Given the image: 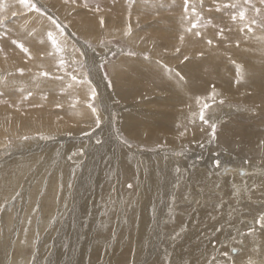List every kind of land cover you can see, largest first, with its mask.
Masks as SVG:
<instances>
[{
    "label": "bare ground",
    "instance_id": "1",
    "mask_svg": "<svg viewBox=\"0 0 264 264\" xmlns=\"http://www.w3.org/2000/svg\"><path fill=\"white\" fill-rule=\"evenodd\" d=\"M133 1L130 3L128 0L127 6L126 4L124 6L127 8L137 6L132 9L143 13L145 11V13H150V16L151 13H161V9L171 11V8H162L158 3L156 5L152 3L149 6L148 2L146 4L141 2V0H136L134 3ZM132 3L136 5H132ZM166 3L169 4V2ZM149 4H151L150 1ZM175 6L179 7V5ZM172 10L177 11L176 8ZM259 13L261 17L257 20L259 24H262L259 27L252 24L250 27H244L243 24L246 23L241 24L237 19L238 23L235 21L237 25H234L237 27L228 28L229 23L224 22L222 18L219 19L216 16L218 14L203 12V16L206 15V18H192L193 22L199 20V27L192 25V21L186 22L180 16L172 18L173 16L168 15L163 16L164 22L160 19H157L156 22L154 21L159 24L158 28L153 27L151 23L142 25L140 20H135L136 23L130 28V24L124 28L109 24L113 30L109 26L106 28V37L122 35L125 39L124 42L133 47L137 54L139 53L136 57L122 54L116 61L108 63L110 89L107 92L108 101L104 109L105 113L109 115L107 127L111 124H109L111 115L114 118V123L111 125L113 129L130 139L137 148L151 147L154 153L136 156L125 152L127 151L125 150L126 146L121 147L119 142V144L114 143L110 148L106 147L103 155H109V164L113 163L111 164L112 173L108 174L107 179H115L116 192L121 191L122 196L127 195L119 201L109 200V202H117L118 204L123 202V205L127 206L125 202L128 199L130 201L135 200V202L137 200L135 203L136 211H132L131 205L128 207L132 211V216L128 215L131 216L127 222L129 227L125 228L122 234L117 230L114 218H105L106 222L103 220L104 232L99 234L101 237L99 240H96L94 236L90 248L93 249L95 247L98 251L94 252V255L89 254L91 256L86 261L82 260L85 264H111L114 261H117L115 264H136L138 252H135V249H143V247L147 249L149 246L148 242L152 239V225L150 222L152 205L159 203L163 195L161 192L166 187L172 189L173 199L175 200L178 193H181V187L184 182L182 181V176L186 177V174H188L192 177L191 172L193 173L194 181L190 188H193L192 190L194 191L199 186L200 191L196 188L198 189L196 194L199 193V195H196L195 198H187V195L183 199L181 197L180 204L187 202L192 205L201 204V206L194 205L193 209V206L185 209L182 207L178 210L181 215H174V228L177 229L175 232L179 233L177 237H180L185 232H187V237L200 234L197 227L191 226L192 228H190L189 226V228H186L185 219L189 215H191L190 218L195 219L194 214L196 212H201V215L205 212H210L207 204L204 207L202 206L205 203V197L208 200V197H212V194L218 191L224 192L225 195L232 192L236 196L234 201L228 198L221 201H225V204H228L227 207H230V204H238L240 210L238 209L239 207H234V209H237L236 211H239L240 214L246 211V215L241 218L242 221L232 225V231H228L229 234L226 238L227 241L234 242L237 239L235 236L243 235L241 238L242 244H236L232 247V253L237 252L235 261L239 264L257 263L262 261V259L258 260L256 257L260 252V257L264 259V220H261L264 217V20H262L264 8ZM138 16H135V18ZM142 22L144 24L143 20ZM168 24L173 25V28L168 27ZM181 25L183 26L182 28L180 27ZM210 25H213L214 31L209 29ZM74 27L76 28V26ZM221 28L227 29L226 33H220ZM152 29L160 30V32ZM78 31L87 36V38L91 35L93 41L97 43L101 40L95 38L97 35L94 31L88 35L87 33L91 32L89 29L86 33L79 27ZM160 33L161 36L157 35ZM27 34L25 33V35ZM223 38L226 39L224 40ZM27 42L29 44L28 40ZM112 48H109L110 53L114 52L115 47ZM24 55L27 57L26 54ZM32 58L31 61L36 59ZM97 62L99 61L97 60ZM97 62L95 61V65H97ZM26 67L28 68V65ZM5 75L6 73L0 75V92L3 91V94L0 95V102L7 98H12L13 94L9 93L12 90L14 92L17 85H35L48 89L61 87L68 89L71 93L73 91V96H75V92L80 94L87 92L84 88H76L68 81L62 80L63 82L59 83L54 80L43 79L34 74L22 77ZM20 88H24V86L17 87L18 92H21L20 94L26 93L24 89L20 90ZM15 93L16 95L19 94L17 90ZM205 104L210 109L214 106L224 107L219 112H215L214 117L212 114L206 117L207 124L200 119L201 112L207 109L203 107ZM90 112L86 109L77 110L76 120L78 123L82 122L83 124L80 123L73 131L71 128L66 127L67 125L53 130L55 134L65 135L63 137L70 133L78 134L76 139L80 140L73 141L74 138H70L72 139L69 140L70 143L62 145L64 151L61 152L60 160L52 163V154L48 150L49 148H45L46 151L43 153H37L38 151H33L36 148L31 146V149L28 146L23 149V142L18 140V145L15 144L17 148L19 147L17 150L13 149L15 147L7 146V142L4 141L6 136H17L18 132L13 128L14 126L12 131L9 132V128H6L9 124V122H6L9 118L8 113L4 110L0 111V264H51L49 260L52 257L48 247L54 244L51 242L45 247L40 239L43 234L42 228L40 229V235H32L34 228L29 226L26 219V216L31 214L25 211L27 206L31 208L32 205L33 212H36L35 210L41 212V208L47 211H54L53 209L57 207L59 201L66 204L67 180H69L68 177L71 175L73 168L76 167L75 164L79 163V160L84 161L83 157L91 153L89 151L94 149L97 152L99 148L103 147L94 143L93 139L99 135V131L98 129H93L90 132L97 122ZM58 123L56 122V124ZM213 123L218 130H215V136L212 140L213 129L210 125ZM18 130L20 129L18 128ZM85 132L86 134H83ZM79 141H82V143ZM62 143H67V139L63 140ZM59 144L54 142L52 146L60 147ZM46 145L48 144L42 145V147ZM49 147L51 148V146ZM57 150H60V148ZM65 157H69V159L66 160ZM63 159L66 160L65 164L61 162ZM195 161H198V163L195 164ZM99 168L101 169V167ZM61 169L64 170V173L62 172L64 177L62 181L59 179ZM175 177H177L178 181ZM40 179H42L41 183H39ZM105 182L108 183L107 180ZM128 185H132V187ZM110 189H114V187L111 186ZM200 195H202L204 200H201ZM14 197L18 200L17 203H13L15 201ZM81 197L77 191L73 195L74 201H78V203L81 201ZM29 198L35 199L38 204H31ZM102 201L106 200L103 199ZM253 204L260 206L255 207ZM121 210L118 208V212ZM234 213L236 216L237 213ZM40 214L42 215V213ZM54 218L50 220L49 224ZM123 218L125 217L123 216ZM187 223H190V221ZM120 225L123 224L120 223ZM245 227L247 229H244ZM100 228L97 229L100 230ZM122 228L118 229L122 230ZM165 228H167V231L170 229V227ZM29 229H31V232ZM91 230L92 228L87 233L91 236L95 235L94 231L90 232ZM175 232L171 231V233ZM116 237L119 238L116 239ZM103 239L106 244L101 242ZM118 239H120L119 243ZM146 239L148 240L145 241ZM119 244H122V246ZM98 245H101L102 248ZM152 249L145 251V258L149 261L154 260L155 264H162L160 262L162 261L161 257H151L155 253ZM138 251L140 254L143 250ZM101 256L106 262H98ZM96 259L98 260L96 261Z\"/></svg>",
    "mask_w": 264,
    "mask_h": 264
},
{
    "label": "rangeland",
    "instance_id": "2",
    "mask_svg": "<svg viewBox=\"0 0 264 264\" xmlns=\"http://www.w3.org/2000/svg\"><path fill=\"white\" fill-rule=\"evenodd\" d=\"M132 1L133 0H129L130 3ZM135 1H133V3ZM149 1L151 2V4H149ZM178 1L174 0L173 2V0H168V1L167 0H164V1L163 0H157V1L156 0H141V2H145L146 4L148 2L149 6L152 5V3L153 5L154 4L156 5L158 3L162 8L163 7H167L169 9L171 8L170 9L171 11H168V10L165 11L166 9H161L162 10L161 13H157V14L151 13V16H150V13H145V11L143 13V12H140L139 10L132 9V8L135 9L137 6L132 7V8L130 7L127 8L126 6L128 3V0L127 1L126 0H0V75L3 73H6V75H9L11 77H22L24 75L34 74L36 76H40L43 79L54 80L59 83L63 81H68L72 85H74L76 88L77 87L84 88L87 91L83 94L75 92V96H73V91L71 93L69 92L68 89L61 88V87H58V88L53 87L54 89L53 88L48 89L46 87L41 88L35 85H29V86L27 85L18 86L17 85L14 89V92L12 90L9 93V94H13L12 98H7L3 102H0V108H2L0 109V111L4 110L5 112L8 113V117H9L8 120H6V122H9L6 128L7 129L9 128L8 130L10 132L12 131V127L14 126L13 128H15L16 131L18 132L17 136L15 135H12L11 137L6 136L4 140L5 142H7L6 145L15 147L13 149L17 150L19 148V147L17 148V145L19 143L18 141H20V142H23V145H24L23 149L24 148L26 149V146H28V148L30 149L31 147L36 148V150L33 149V151L35 152L38 151L37 153H40V152L43 153L44 151H46L45 148L46 149L49 148L48 150L52 154L51 155L52 163L53 162L56 163L60 160L59 157L61 158V152L64 151L62 145H65V144L67 145L68 143H70L69 140H72L73 138H74L73 141L74 140L77 141L80 139H76L77 138L76 136H78V134L70 133L68 135L66 134V137H63L65 135L55 134L53 130L60 128L62 126L65 127L67 125L66 127L71 128V130L73 131V129L79 126L80 123L83 124L82 122L78 123V121L76 120L77 110H80V109H86L89 112L91 111L90 112L91 115L94 116L96 120H99V125H100L99 127H97V122H96V126L92 128L90 132L93 129H98L99 135L96 136L97 139L94 137L93 140L95 144H97V140L101 141L97 145L103 146V147L99 148L97 152L94 149L92 151H89L91 153H88L87 156L84 155L85 156L83 157L84 161L79 160V163L75 164L76 167L73 168L71 175H69L68 177L69 180H67L68 192H67L66 204L65 202L64 204L60 203V201L58 200L59 202L58 201L57 202L59 204H57V207L53 209L54 211H47L41 208V212H39L38 210H35L36 212H33V205L31 208H29L28 206L26 208L25 212H29V214H31V215H27L26 219H27V222L29 223V226L31 228H34L32 235L34 234H37V236L40 235L41 233L40 229L42 228L43 234L41 235L42 238L40 239L44 243L45 247L49 245L51 242L54 244L48 247L49 253L51 257L53 258L49 260L51 261V264H81L83 262L82 260L86 261L91 255H94L93 253L98 250L95 247H93V249L95 250L90 249L91 242L93 241L94 236L96 240H99L101 238L99 234L104 232L105 226H103L102 224L105 221V218L107 219L108 217L114 218L115 226L117 230L121 232V234H122V231L125 230V228L129 227L127 222L129 218L132 216L131 212L136 211L135 203L137 202V200L135 202V200L130 201L128 199L127 202H125L127 203V206L125 204L123 205L122 201H121L122 203L120 202L121 204H118L117 202H113V203L109 202V200L119 201L127 195L122 196L121 191L116 192L115 179H111V180L107 179L108 174L112 173L111 164L113 163L109 164L110 163L109 162L110 159L108 160L109 155H103L104 152L106 151V147L110 148L112 145H114V143L116 144L120 143L119 145L121 147L126 146L125 150L127 151L124 150L125 152L130 153V154H135L136 156L138 155L145 156L144 154L147 155V154L154 153V150L151 147H138L137 148L136 145L130 139L120 134L119 131H116L115 129H113L111 125H113L114 123V118L111 115H110V121H109V124L110 123L111 124L108 126L109 127V131H108L107 121H108L109 115L106 114L105 113L106 111L104 110L107 105L106 103L108 101L107 92H108V89H110V83H109L110 77H109V72H108V63L110 64L111 62L116 61L118 57L122 54L133 56V57H136L137 55H139V53L137 54L136 50L133 47L129 46L128 44L124 42L125 40L124 36L119 35L116 37L115 36L106 37L107 35L105 32L107 31L106 28L109 26V24L114 25L116 27H120V28L121 27L124 28L126 25L130 24L129 25V28H130L136 23L137 20H140V24L142 25H147L151 23L153 24V27L158 28L159 24L155 22L157 21V19H160L162 22H164L163 16L169 15V16H173L172 18L174 17L178 18V16H180L181 18H184L186 22L187 21L191 22L192 18H195V19L198 17L206 18V15L203 16V12H204V13H212L215 15L218 14L216 16L219 19L222 18L224 22H227V24L229 23L228 28L237 27L234 25H237L236 23L238 22L241 24L246 23V24H243L244 27H247V26L250 27L251 24L257 27L262 25V24H259V21L257 19L261 17L259 16L260 14L259 12L261 11L262 8H264L263 0H238V1L237 0H188L187 4L185 3V0H178ZM166 2H169V4ZM257 2H258V5H257ZM133 3L132 5H136ZM125 4L126 6H124ZM33 5L35 7L40 8L41 11H35L34 8L32 7ZM175 5H179L181 9L183 8V10H181L178 6L177 8ZM138 7H139V4H138ZM175 8L177 9V11L172 10ZM250 8L254 12H252ZM236 10H238L239 13L240 12L247 13V14L244 13L245 14L243 18L244 20L241 19L239 13L236 12ZM135 16H138L140 19L138 17L135 18ZM76 17L78 18L75 19ZM128 17L130 18V20H128L129 19ZM262 17H263L262 20H264V16ZM142 20L144 21V24ZM92 25H96V26H92ZM192 25L199 27V20H195L194 22L192 21ZM74 26H76V28ZM172 26L173 25L168 24V27L173 28ZM210 26L211 27H209V29H213L214 31V28H212L213 25H210ZM79 27L82 31L86 33L88 32V29H89L91 32H88L87 33L88 35H90L94 31L97 35L95 36V38L96 39L99 38V40L100 39L101 40L98 41L97 43L96 41H93L91 35L89 38H87V36H85L83 33L81 34L78 31ZM180 27L182 28L183 26L181 25ZM96 28H99V29H96ZM109 28L111 27L109 26ZM226 30L227 29L221 28L220 33L222 34L226 33ZM154 31L160 32V30H154ZM25 33L26 34L28 33V34L25 35ZM157 35L161 36V33ZM223 39L225 40L226 38H223ZM27 40L29 41V44ZM20 45H23L24 49ZM25 46L27 47L26 49H25ZM86 46L87 48H85ZM112 47L113 48L115 47L113 50L114 52L110 53L109 48H112ZM128 48L129 49L131 48V49L129 50ZM18 51L20 52V54ZM24 54H26L27 57ZM28 56H30L31 58L34 57L36 59L32 58L34 60L31 61V58ZM48 56L50 59L48 58ZM35 60H38V61H35ZM97 60L99 62H97ZM95 61L97 62L98 67L97 65H95ZM27 65H28V68L26 67ZM21 69L23 70L22 73L20 71ZM45 73H47V75H45ZM104 73H107L106 77ZM101 85L103 88L101 87ZM20 86H24V88H20V90L24 89L25 90L24 92L26 93L20 94L21 92H18L17 87L19 88ZM93 89H95V92H96L94 99H93ZM16 90H17V93H19L17 95L15 93ZM2 94H3V91L0 92V95ZM102 98L103 100H101ZM93 107L96 109L95 113L92 111ZM221 109H224V107L221 108L219 106H214L211 109L207 108L204 111L205 113L203 112L204 118L210 116L211 114L214 117L216 114L215 112H219ZM10 120L11 121L13 120V121L11 122ZM56 122L57 123L59 122V123L56 124ZM70 122H73V123H70ZM48 125L50 126L48 127ZM18 128L20 130H18ZM215 130L217 131L218 128L216 127ZM83 134H86V132ZM213 138L214 136L212 135L211 139L213 140ZM66 139H67V143H62L63 140H66ZM24 141L26 142L24 143ZM82 141H79V142L82 143ZM54 142L60 143L59 144L60 147L52 146V143ZM106 142L108 143L105 144ZM45 144H48V145L42 147V145H45ZM49 146H51V148ZM59 148L60 150H57ZM57 153L59 154L57 155ZM65 158L66 160L69 159V157L68 158L65 157ZM66 160L63 159L61 160V162L65 164ZM198 161H195L194 163L197 164ZM236 162L244 163L241 161H236ZM83 164H84V167H83ZM99 167H101V169ZM62 170L63 169H61L60 171L61 173H59V179H61V181L64 178L63 177L64 170L63 171ZM191 174H192V177L188 174H186V177L182 176V181L184 182H183V186L181 187V193L180 194L178 193L177 198L175 200L173 199L172 189H170V187H166V188H163L161 192L163 195H162V199L160 198L159 203L152 205V213H151L152 217L150 219V222L152 225L151 226L152 227L151 238L153 240L151 239L152 241L150 240L151 242L150 241L148 242L149 246L147 248L148 251L151 250L152 248H153L152 251H155V253L151 257H155V258L161 257L160 259L162 261L160 262H162V264H166V263L168 264L169 263L170 264H199V263L200 264H225V263L226 264H235V263L239 264L237 261H235V258H236L235 256L237 252L232 253V250H233L232 247L236 244H242L241 238L243 237V235L239 234L235 236L237 237V239L234 240V242L227 241L226 238L229 234L228 231H232V228H233L232 225L237 224L238 222H241L242 221L241 218L244 217V215H246L245 214L246 211L240 214L239 211H236L237 209H234V207L236 208L239 207L238 204L236 205L230 204V207H227L228 204H225V201H221V200H226L227 198L234 201V198L236 196L233 195L232 192L229 194L227 193V195H225L224 192L218 191V192H215L216 194L213 193L212 197H208L209 198L208 200H207V197H205V200H204V198H202V195H200L201 200L203 199L205 201V203L202 206L204 207L205 204H207V206H209V209H210L208 211L210 212H205L202 215L200 214L201 212H196L194 214L195 219L190 218L191 215H189L185 219L186 221L185 227L186 228H189V226L190 228L197 227V229L199 228L200 234L196 236L189 235L187 237V232H185L183 234L184 236L180 235V237H177L179 233L175 232L177 231V229L174 228L175 226V223L173 220L174 215H177V216L181 215L178 212V210H180L182 207L185 209L190 206L191 207L193 206L192 207L193 209L194 205L201 206V204L192 205L187 202L186 203L183 202L180 204L181 197L183 199L187 195V198H195L196 195H199V193L196 194V192H198V189L200 188L198 185H197L198 187H196L198 189H196L194 186L195 188L194 191L192 190L193 188H190L192 182L194 181L193 173L191 172ZM175 179L177 180V177H175ZM105 180H107L108 183L105 182ZM41 182H42V179L39 180V183ZM185 182L186 184H184ZM111 186H113L114 189H110ZM76 191L79 196H82L81 201H79V203L78 201L75 202L73 199V195H75ZM15 196L17 197V195ZM103 199L106 201L103 202L102 201ZM14 202L17 203L18 200L15 199L13 203ZM29 202L31 204L33 203L38 204V201L36 203L35 199H32V198H29ZM17 205H20V204H17ZM155 205L157 208L155 207ZM253 205H255V207L260 206L257 204H253ZM132 206L135 208L134 210ZM128 207L132 208V211H130ZM118 208L119 210L123 208V210L118 212ZM238 209L240 210V207ZM231 210L237 213L236 216L233 211L230 213ZM183 212L186 213L184 210ZM40 213H42V215ZM125 215L127 216L131 215V216L127 217ZM123 216L125 218H123ZM52 218L54 219L52 220L51 224H49ZM117 219L123 225H120ZM236 219L237 220L239 219V220L237 221ZM94 221L95 223H93ZM189 221L191 224L187 223ZM162 222L166 226L161 224ZM93 226H95V228H93ZM99 227H101L100 230L97 229ZM120 227L121 228L123 227L124 229L123 228L122 230L118 229ZM165 227H168V228L170 227L169 231H167V228ZM90 228H92L90 232L94 231L95 235L91 236L89 235V233H87V231H89ZM172 228H174L175 230ZM36 229H38V231H36ZM244 229H247V228L245 227ZM29 230L31 232V229ZM171 231L172 232L174 231L175 233H171ZM152 233H153V237H152ZM154 234H155V237H154ZM117 238L119 237H116V239ZM118 240H119L118 241L119 243L120 239ZM147 240L148 239H146L145 241ZM101 242L102 243L105 242L104 239ZM101 245L100 246L98 245V246L102 248ZM119 245L122 246V244H119ZM147 249L143 247V249L139 248V249H135L136 251L134 250L135 252H138L137 260L139 262L137 261L136 264H155L154 260L149 261L148 259L145 258L146 256L145 251ZM138 250H143V251H141V253L139 254ZM260 254L261 252L256 257L258 258V260L262 259V261H258L257 263L264 264V259L260 257ZM97 260L98 259H96V261ZM98 262H106V261L101 256ZM115 263H117V261H114L111 264H115ZM257 263H254V264H257ZM83 264H85V262H83Z\"/></svg>",
    "mask_w": 264,
    "mask_h": 264
},
{
    "label": "snow or ice",
    "instance_id": "3",
    "mask_svg": "<svg viewBox=\"0 0 264 264\" xmlns=\"http://www.w3.org/2000/svg\"><path fill=\"white\" fill-rule=\"evenodd\" d=\"M185 3L187 4V3H188V0H185ZM32 7L34 8L35 11H41L40 8L35 7L34 5H33ZM239 15H240L241 19H243L244 16H245L244 12H240ZM209 43H210V41H209ZM20 46L23 47V45H20ZM186 59H187V58H186ZM101 67H103V66H101ZM20 71H21V73L23 72L22 69H21ZM45 75H47V73H45ZM104 75H105V77H106V76H107V73H104ZM109 83H110V82H109ZM95 95H96V92H95V89H93V99L95 98ZM203 107H204V108H207L208 105L205 104ZM92 111L95 113V112H96V109L93 107V108H92ZM200 119H201V121H203V123H205V124L208 123V121L204 118V114H203V112H201V114H200ZM99 126H100V125H99V120H97V127H99ZM210 127L213 129V133H212V135L215 136V128H216V125L213 123V124L210 125ZM181 135H183V133H181ZM100 142H101V141L97 140V144H99ZM201 146H202V145H201ZM128 186H129V187H132V185H128ZM261 220H264V217H262Z\"/></svg>",
    "mask_w": 264,
    "mask_h": 264
}]
</instances>
